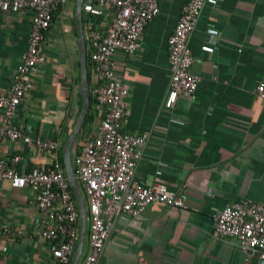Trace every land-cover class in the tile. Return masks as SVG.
<instances>
[{"label": "crops", "instance_id": "obj_1", "mask_svg": "<svg viewBox=\"0 0 264 264\" xmlns=\"http://www.w3.org/2000/svg\"><path fill=\"white\" fill-rule=\"evenodd\" d=\"M187 1L158 0L159 13L144 27L140 47L113 55L115 73L127 88L121 129L149 135L134 177L180 190L186 207L153 201L135 218L118 216L98 264H258L256 257L244 258L233 237L214 236L212 217L245 197L264 205V99L255 91L264 65V0L206 1L189 41L195 56L191 70L201 79L189 97L169 90L167 49ZM87 3L86 27L106 29L110 11L90 15ZM73 7L68 0L54 12L42 47L45 61L16 111L29 140L1 141L7 162L20 156L15 167L21 173L45 167L55 154L63 162V145L81 107ZM31 19L30 10H0V95L10 91ZM103 113L96 102L83 139L96 130ZM35 139L55 140L56 151H39ZM75 153L72 145V162ZM0 221L11 227L0 235V264H51L29 185L0 181ZM87 251L86 230L77 264Z\"/></svg>", "mask_w": 264, "mask_h": 264}, {"label": "built area", "instance_id": "obj_2", "mask_svg": "<svg viewBox=\"0 0 264 264\" xmlns=\"http://www.w3.org/2000/svg\"><path fill=\"white\" fill-rule=\"evenodd\" d=\"M68 0H0L2 11H32L27 44L16 67L10 91L0 95V181L9 180L13 187L29 185L35 193L37 212L42 222L41 238L47 243L51 264L69 263L80 232L78 208L69 182L58 157L52 155L45 167L21 173L14 155L9 162L1 151L3 138H29L15 120L19 104L34 88L33 74L45 61L43 43L53 13ZM207 0H188L167 39L168 65L171 72L170 92L193 96L200 77L193 73L195 62L189 41ZM90 15L110 11L106 29L88 24V49L91 62L90 93L103 106L104 113L96 130L87 136L75 155L77 180L84 189L87 204V245L82 264H98L110 229L120 215L135 218L147 205L159 201L177 208L186 207V195L155 181L145 184L135 179V167L149 141L147 133L123 132L127 88L114 70L113 55L117 51L132 53L141 45L144 27L159 13L158 0H88ZM264 99V65L255 87ZM39 151L55 152L53 139H35ZM213 231L217 239L233 237L246 260L256 257L264 264V205L245 197L226 204L213 214ZM11 227L0 221V235H7Z\"/></svg>", "mask_w": 264, "mask_h": 264}, {"label": "water", "instance_id": "obj_3", "mask_svg": "<svg viewBox=\"0 0 264 264\" xmlns=\"http://www.w3.org/2000/svg\"><path fill=\"white\" fill-rule=\"evenodd\" d=\"M84 1L85 0H74V7H73L75 29L77 34L78 56H79V75H80L79 94L81 98V107L62 149L65 176L69 182L71 191L74 195L77 204L79 222H80L79 238L70 264H77L80 259L85 233L87 230V217H88L86 203L83 197L80 184L75 175V170L71 157L72 145L77 137L78 132L82 127V124L85 120L86 114L90 106V88H89V81L87 75V44L83 31Z\"/></svg>", "mask_w": 264, "mask_h": 264}, {"label": "trees", "instance_id": "obj_4", "mask_svg": "<svg viewBox=\"0 0 264 264\" xmlns=\"http://www.w3.org/2000/svg\"><path fill=\"white\" fill-rule=\"evenodd\" d=\"M72 3H74V0H71ZM54 14V13H53ZM83 14H84V10H83ZM83 28H84V31L87 33V30L88 28L86 27V24H85V20L83 19ZM87 75H88V81H89V84H91V62H90V54H89V49H87ZM95 99L93 97V95L90 93V106H89V110L86 114V117H85V120L82 124V127L80 129V131L78 132L77 134V137L74 141V144H73V150L76 151L75 155L79 152L80 148L82 147V144H83V141H84V136L88 130V127L89 125L92 123V120H93V114H95ZM99 114V112H96ZM103 117V116H102ZM74 158L75 156L73 157V165H74ZM61 164L63 166V162L61 161ZM74 170L76 172V167L74 166ZM70 188V186H69ZM81 190L82 192H84V189L83 187L81 186ZM70 191H71V188H70ZM72 193V191H71ZM72 196H73V199L75 200L74 198V195L72 193ZM76 202V201H75ZM85 203L87 204V200L85 198ZM71 263V259L69 261V263L67 264H70ZM56 264H59V263H56Z\"/></svg>", "mask_w": 264, "mask_h": 264}]
</instances>
